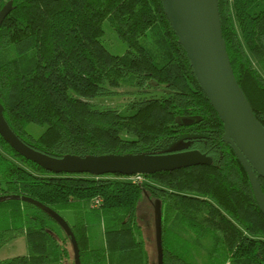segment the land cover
Masks as SVG:
<instances>
[{
	"label": "trees",
	"instance_id": "16d2710c",
	"mask_svg": "<svg viewBox=\"0 0 264 264\" xmlns=\"http://www.w3.org/2000/svg\"><path fill=\"white\" fill-rule=\"evenodd\" d=\"M217 3L235 81L264 127V0ZM8 4L0 108L22 143L53 159L198 152L210 164L139 180L54 175L0 137V197L32 199L64 219L80 264H153L138 239L141 197L161 205L163 264H264V216L162 0H0V11ZM104 25L122 55L103 45ZM98 98L125 103L90 102ZM19 236L28 254L0 264H73L69 238L46 213L1 201L0 249Z\"/></svg>",
	"mask_w": 264,
	"mask_h": 264
},
{
	"label": "water",
	"instance_id": "95a60500",
	"mask_svg": "<svg viewBox=\"0 0 264 264\" xmlns=\"http://www.w3.org/2000/svg\"><path fill=\"white\" fill-rule=\"evenodd\" d=\"M162 3L177 35L178 44L188 54L200 90L222 123V140L237 156L255 203L264 216V195L260 185V180H264V127L254 116L250 104L235 81L222 38L217 0H162ZM8 11L9 4L0 11V23ZM0 137L17 155L54 175L133 177L210 164V160L198 152L166 156H107L86 159L66 156L53 159L22 143L7 126L1 108ZM5 200L30 203L46 213L69 238L73 264H80L76 241L64 219L29 198L0 197V202ZM161 217V205L156 200L153 202L156 264H163Z\"/></svg>",
	"mask_w": 264,
	"mask_h": 264
},
{
	"label": "rangeland",
	"instance_id": "374dc122",
	"mask_svg": "<svg viewBox=\"0 0 264 264\" xmlns=\"http://www.w3.org/2000/svg\"><path fill=\"white\" fill-rule=\"evenodd\" d=\"M104 37L102 39L103 45L106 49L114 55H122L125 52V45L122 44L110 31L107 25H104ZM91 103L99 105L101 107H114L121 109L123 104V98L112 99H95L90 100ZM28 131L34 136H38L43 131V128L36 126H29ZM174 147V146H173ZM137 223L140 227V234L138 239L144 243V251L149 258L156 264V245H155V231L153 223V204L150 203L145 197H141L138 203L137 210ZM64 217L71 223L72 216L70 212H65ZM28 254L25 239L23 236H19L16 239L10 241L0 249V261L25 256ZM70 264V262H68Z\"/></svg>",
	"mask_w": 264,
	"mask_h": 264
},
{
	"label": "built area",
	"instance_id": "2783aa9c",
	"mask_svg": "<svg viewBox=\"0 0 264 264\" xmlns=\"http://www.w3.org/2000/svg\"><path fill=\"white\" fill-rule=\"evenodd\" d=\"M131 179H133V180H139V175H137V176H133V177H131ZM97 204H98L97 201H95V202L93 203L94 206H96Z\"/></svg>",
	"mask_w": 264,
	"mask_h": 264
},
{
	"label": "bare ground",
	"instance_id": "6f19581e",
	"mask_svg": "<svg viewBox=\"0 0 264 264\" xmlns=\"http://www.w3.org/2000/svg\"><path fill=\"white\" fill-rule=\"evenodd\" d=\"M171 7V5H169Z\"/></svg>",
	"mask_w": 264,
	"mask_h": 264
},
{
	"label": "crops",
	"instance_id": "0c3cea01",
	"mask_svg": "<svg viewBox=\"0 0 264 264\" xmlns=\"http://www.w3.org/2000/svg\"><path fill=\"white\" fill-rule=\"evenodd\" d=\"M150 262H151V260H150Z\"/></svg>",
	"mask_w": 264,
	"mask_h": 264
}]
</instances>
